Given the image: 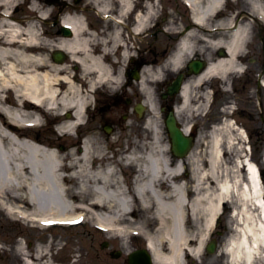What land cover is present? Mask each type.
<instances>
[{"label":"bare ground","instance_id":"bare-ground-1","mask_svg":"<svg viewBox=\"0 0 264 264\" xmlns=\"http://www.w3.org/2000/svg\"><path fill=\"white\" fill-rule=\"evenodd\" d=\"M187 1L194 25L178 35L179 53L172 58L173 65L177 67L185 61L191 51H199L201 43L211 45L213 42L214 47L226 49L228 57L217 58L208 53V70L191 82L199 83L211 73L224 77L233 70H241L237 56L250 42L249 21H243L237 30L218 35L211 41V29L208 28L230 24L235 14L225 20L219 19L229 12L224 0ZM13 2L4 0L0 2V8L8 12ZM122 2L119 13L124 17L130 13L133 0ZM247 4L251 11L264 17V0H249ZM99 7L105 10L109 5L100 4ZM3 11L0 13V112L8 113L13 123H0V200L10 213L34 222L87 217L109 229L112 235L122 237L139 229L147 238L157 264H191V260L203 258L205 244L210 234L212 237L220 211L230 205L243 223L235 232L224 236L223 249L227 256L224 260H216L215 264L264 262V185L259 179L257 164L246 154L248 148L239 149L234 144L242 137L239 129L232 128L231 120L213 131L207 147L206 167L200 163L198 155L188 157V165L193 166V189L182 179L183 163L169 157L166 147L169 145L162 143L158 121L155 118L148 120V127L153 132L152 143L134 146L130 151V159L141 167L137 175L142 184L136 193L142 196V213L146 219L144 225L137 227L139 221L130 217L134 208L129 199L131 192L127 190L117 165L112 166L107 161L103 146H93V140L87 139L82 146H72L65 153L52 147L44 149L39 147L42 145L22 138L21 128L15 126L18 123L22 126L20 123L27 121L41 123L40 113L59 104L63 109L74 110L75 116V120L67 119L62 123L61 131L74 136V128L83 120L86 94L70 70L64 83L58 80V69L67 68L49 58L52 47L62 48L86 74H93L92 86L94 79L102 82L114 78L101 56H95L88 49L91 34L86 30L84 18L78 13L67 16L66 21L73 27V36L49 41V29L39 21L48 12L38 1L29 3L27 18L7 17ZM151 18L152 12L138 14L134 29L145 32L150 27ZM120 28L117 23L113 34L116 41L122 39ZM128 51L129 46H126L124 56ZM158 73L154 71L150 77ZM149 80L144 76L142 87L148 92V105L155 113L152 117H155L157 104L152 98ZM191 82L184 87L187 105ZM61 84L65 89L59 91L58 85ZM9 89L14 98L8 105L4 102V93ZM10 130H18V137ZM224 142L229 143L225 148L222 146ZM228 149L236 153L232 165L226 162L227 155H230ZM172 179L176 184L168 183ZM123 247L126 246L123 244ZM41 253L39 249L30 259L32 262L27 264H42L40 259L45 255ZM49 264L53 263L49 261Z\"/></svg>","mask_w":264,"mask_h":264},{"label":"flooded vegetation","instance_id":"flooded-vegetation-1","mask_svg":"<svg viewBox=\"0 0 264 264\" xmlns=\"http://www.w3.org/2000/svg\"><path fill=\"white\" fill-rule=\"evenodd\" d=\"M52 7L57 8L52 12L51 18L60 20L66 12V7L79 3L88 7L85 11L87 15L88 32L92 33L89 41V48L95 54H100L104 49H110V35L112 26L105 25L101 22L102 16L90 7L99 3L116 4L117 0H49ZM249 0H237L238 9L235 6L227 7L229 12L223 14L219 19L229 18L235 14L234 23L239 25L244 21H249L251 27L250 42L244 46V53L240 56L241 72L229 74L226 78L211 74V102L205 105L203 98H195L193 108L195 109L192 120V133L198 138L199 135L211 131L224 125L231 118H234L236 127L245 132L243 142L237 141L236 146L239 148H249V158L254 160L264 177V19L256 17L255 12L248 7ZM56 4V5H55ZM94 12L96 14H94ZM230 13V14H229ZM238 16V18H237ZM55 21L52 22V25ZM252 24V25H251ZM58 34L63 35L65 32L59 28ZM102 39L106 40V46L102 45ZM109 42V43H107ZM109 60V59H107ZM133 71V70H132ZM131 74V72L129 73ZM132 85V81H129ZM126 87H128L126 85ZM108 93L105 92L106 104L112 105V122L115 123L116 114L120 109L128 111L132 109L133 98L123 96L124 92ZM203 92V90H202ZM174 98L170 97L169 102ZM201 113V115H199ZM227 144L222 143V146ZM198 146V144H196ZM236 153L230 154L234 156ZM246 154H248L246 152ZM247 173L244 176L246 179ZM243 222L240 216L230 205H227L220 212V217L216 222L218 232L217 247H220L224 236L232 233L233 229L241 227ZM225 240V239H224ZM226 254L221 259H226Z\"/></svg>","mask_w":264,"mask_h":264},{"label":"rangeland","instance_id":"rangeland-1","mask_svg":"<svg viewBox=\"0 0 264 264\" xmlns=\"http://www.w3.org/2000/svg\"><path fill=\"white\" fill-rule=\"evenodd\" d=\"M26 6H22V12L21 13H25L26 12ZM20 15V14H19ZM49 27V25H48ZM56 26L54 28V30H57ZM160 36L158 37V39L156 40V36H154L153 34H149L145 39L149 40V41H154L155 44L159 45V46H164L165 43H167V40H163V37L161 36V31L159 32ZM25 133H29L31 134V136H35L38 132V137L40 138L39 140H41L44 144L46 145H57L58 142L56 140L55 135H53L51 133V130L49 129V125H45V126H39L30 130H24ZM139 138H141L142 136H146V132L143 130L139 131ZM143 133V134H142ZM135 136V135H134ZM67 137H63L60 139V142H63L67 147L68 144L71 143L72 139L68 138L65 139ZM63 139H65L63 141ZM141 140V139H140ZM139 139L136 141H140ZM148 140H151L150 137V132H149V138ZM168 139L166 138L165 135H163V143H167ZM2 210L0 209V244L3 246L1 247L0 245V251L3 254H8L7 259L9 261V263H7L6 261H2L0 259V264H22L20 257L16 254V250L13 251V247L18 243L17 242V234L14 232V227L12 228V226L8 223L7 218L4 216V214H2ZM136 219V221L138 222H143V218L142 216H135L134 217ZM138 225V224H137ZM136 225V226H137ZM21 227V226H18ZM23 229V228H21ZM47 230V232H45ZM19 232V230H18ZM26 233L27 234V238L28 241L33 242V246L30 248L32 251L35 250L36 248V243L38 242H42L45 240H49V242H51L50 240H52V238H54V244L52 245H57L59 244L60 246H62V248L59 249V253L58 255H56V257H54V260L57 261V263H60L58 261H63L65 263L69 262V259L71 257H73V254L75 252H79L81 251L83 254L84 253H90V255H92L94 253V251L96 250L97 252H99V257H100V264H126V254L125 252L130 248V247H141L144 245V241L142 239L136 238L131 240L130 242H128V248H123L122 243L119 239H109L107 233L105 232H100L99 230H97L94 225H93V221L89 220V222H87L86 224H82L81 226H76V227H67V228H51V229H44V230H40V229H23L22 234ZM111 235V234H110ZM39 236H44L45 238L43 239H39ZM56 238L59 239L56 241ZM60 241V242H59ZM105 241H109V243L111 244V247H114L115 250H122L123 253L121 255L120 258H113L110 254H109V250L110 249H104L102 248V245L104 244ZM29 244V242H28ZM42 244V243H41ZM5 248L8 249V252H4ZM11 248V250H9ZM95 249V250H94ZM72 252V254H71ZM80 252V253H81ZM46 258V257H45ZM82 258V257H78ZM88 259L92 260V256H90L89 258H83L82 260H80V264H87L88 263ZM51 261V260H50ZM42 262H45V260H42ZM71 264V263H70ZM77 264V262H76Z\"/></svg>","mask_w":264,"mask_h":264},{"label":"water","instance_id":"water-1","mask_svg":"<svg viewBox=\"0 0 264 264\" xmlns=\"http://www.w3.org/2000/svg\"><path fill=\"white\" fill-rule=\"evenodd\" d=\"M169 127L172 133V138H173V142H174V146H180L182 147H187L190 145V139L186 138L182 132L179 130V128H177L176 124H175V119L172 116L169 120ZM144 263L149 264V261L146 260L144 261Z\"/></svg>","mask_w":264,"mask_h":264}]
</instances>
